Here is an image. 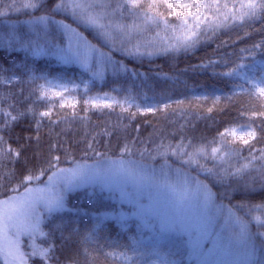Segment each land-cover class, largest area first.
Instances as JSON below:
<instances>
[{"label": "trees", "instance_id": "trees-1", "mask_svg": "<svg viewBox=\"0 0 264 264\" xmlns=\"http://www.w3.org/2000/svg\"><path fill=\"white\" fill-rule=\"evenodd\" d=\"M122 2L111 0V7ZM150 2L110 15L113 25L125 27L105 35L73 21L71 0L61 8V0H0V199L79 161L171 162L207 182L259 238L264 96L254 84L264 80L256 65L264 57V10L241 20L248 9L240 5L249 0H202L214 6L203 13L193 7L195 21L186 10L166 7L167 0L146 10ZM65 24L111 54L113 74L98 80L62 64ZM192 32L198 42L179 47L177 37ZM146 107L153 110L141 111ZM241 128L254 137L239 139ZM228 129L236 136L222 135ZM199 149L206 155L185 163ZM28 175L34 179L25 184ZM124 209L98 186L70 192L65 209L44 216L42 236L26 247L28 264H193L182 238L159 244L138 218L122 217ZM42 249L49 250L47 260L32 255Z\"/></svg>", "mask_w": 264, "mask_h": 264}, {"label": "rangeland", "instance_id": "rangeland-1", "mask_svg": "<svg viewBox=\"0 0 264 264\" xmlns=\"http://www.w3.org/2000/svg\"><path fill=\"white\" fill-rule=\"evenodd\" d=\"M175 2L183 3L184 0ZM70 9L77 24L103 31L85 22L78 9L75 13L71 6ZM176 9L185 11L183 8ZM99 11L97 7L95 12ZM109 16H105L101 23L106 26L112 24ZM108 31L112 33L115 29L109 28ZM62 32L58 57L63 65L78 66L98 80L113 74L111 54L98 48L72 24H65ZM256 65L264 76V57L257 60ZM142 110L151 111L153 108ZM245 130L239 129L238 135L247 137ZM191 173L171 162L154 164L122 157L79 161L56 169L44 179L9 197H23L27 188L42 189L46 199L59 200L61 207L48 211L41 203L30 216L0 207V212L12 216L6 231L0 233V264H28L26 247L34 246L42 236L44 216L65 209L67 195L87 186H98L109 193L125 206L122 217L138 218L146 229L152 231L151 238L159 244L182 238L193 264H264V231L257 238L245 219L221 202L207 182ZM9 197L0 199V202ZM31 223H38V229L26 230Z\"/></svg>", "mask_w": 264, "mask_h": 264}, {"label": "snow or ice", "instance_id": "snow-or-ice-1", "mask_svg": "<svg viewBox=\"0 0 264 264\" xmlns=\"http://www.w3.org/2000/svg\"><path fill=\"white\" fill-rule=\"evenodd\" d=\"M142 0H123L122 4H117L115 8L111 7V0H71L70 6L73 9L74 13L78 9L79 14L81 17L90 24L93 27H97L104 31L105 35H109V28H113L116 31H124L123 25H120L119 23L113 25L109 23V25H105L101 23V21L105 18L107 15L115 16L116 13L121 12L122 14V8L124 6H127L129 10L138 8L141 4ZM35 4H25L24 7H35ZM65 0H61V3L57 5L58 8L65 7ZM214 5L212 4H204L202 0H185L183 3H176L175 0H167L166 7L168 8H183L186 11L190 12L193 17H195V21H199L200 17L197 16L196 12L193 11V7L199 9L201 13H203V10L205 7L209 8V10L212 9ZM99 7L100 11L95 12V9ZM154 7H156L155 0H152V2L145 5L146 10H151ZM223 7H228V5H223ZM241 8L248 9L247 12H244L240 19L242 20L244 16H248L250 19L257 16L258 13H260L262 10H264V0H260V2H256V0H249L246 4H241ZM206 19V17H205ZM146 20L148 22H155L153 20V17L150 15H146ZM194 21V22H195ZM184 24H187V20L183 21ZM165 27H168L167 21H164ZM138 27V26H137ZM129 31H131V26H129ZM196 36L195 32H192L190 34L184 35L182 38L177 37V39L180 41L179 47H192L195 43H197V40H194L193 37ZM191 42V43H189ZM236 72L239 71V69L234 70ZM233 73H228V75H232ZM264 80H260L254 84V88L258 92L260 96H264ZM6 115L11 117V120H15L16 117L12 116L11 113H6ZM42 115H46L42 114ZM246 133L250 137H254V132L251 130H245ZM222 135H232L236 136V130L235 129H228L225 131V133H222ZM239 139L243 140L244 136L241 135L238 137ZM2 140V138H0ZM247 142V141H245ZM6 151H12V149L8 148ZM219 151V148H213L212 154L215 156V154ZM17 156L19 153H15ZM199 155H206L204 153L203 149L197 150L195 153L191 154L189 157V161H185V163L188 162H196L193 160L194 156ZM223 157H221L222 159ZM59 159L58 157L56 158ZM249 167L248 164L243 165L242 169H237V172L243 171ZM34 177L32 175H28L24 178V183L27 184L28 182L33 181ZM15 191V189H14ZM35 193V195H33ZM42 189H32L27 188L25 191V195L23 197H17V196H11L8 200L0 202V207H3L5 209L11 208L14 212H17L24 216H30L31 213L35 210L36 206L38 204L43 203L48 211H53L61 207L59 200H50L46 199L43 195ZM12 220V216L9 215L7 212H0V233H4L6 229L8 228V221ZM257 222L259 224H264V221H260L259 218H257ZM38 229V223H31L26 226V230L29 231H35ZM49 250L48 249H42L39 251H34L32 255L36 256L38 255L41 259L47 260L49 258L48 256Z\"/></svg>", "mask_w": 264, "mask_h": 264}]
</instances>
